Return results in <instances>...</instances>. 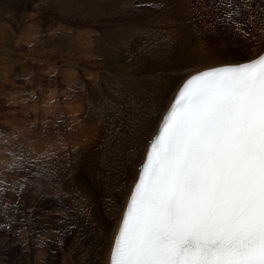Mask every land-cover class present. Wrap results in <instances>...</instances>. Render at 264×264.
Segmentation results:
<instances>
[{
	"label": "rangeland",
	"instance_id": "obj_1",
	"mask_svg": "<svg viewBox=\"0 0 264 264\" xmlns=\"http://www.w3.org/2000/svg\"><path fill=\"white\" fill-rule=\"evenodd\" d=\"M233 3L236 4L239 15L234 17V23L229 24L225 22V12L230 11V9L221 0H0V35L1 31H6L5 38L3 40L0 38V171L2 172H0V264H26L27 262L37 264L38 260L36 259H38L39 251L42 249L37 242H42L46 236L51 234L56 236V241H52L60 245L57 249L46 245L53 261L58 258L54 255V250L58 252L66 250L63 243L65 241V245H67L73 236L76 238L78 249H92L90 244L93 241L89 231L93 230L92 228L97 229L96 224L89 225L84 222V225H80L83 217L80 214L77 215L79 206L90 205L88 207L93 209L94 205L92 206V204L95 201L98 203L101 196L99 193H102L100 190L103 191L102 188L105 187L99 178L104 176L106 171L98 172L99 170H96L90 155H88V149H84L89 140L93 123L99 122L95 119L96 113L102 116L101 121L121 115L126 100L130 99L129 102H132V99L137 98L142 92L140 87L145 84V81L143 84V81L140 82L141 84L136 83L139 80L137 79L139 77L137 71L140 73L142 68H146L147 71L146 75L140 77H145L144 79L147 81L149 78L147 76L153 71L150 77L158 78L159 83L162 84L165 76L159 71L166 64L168 65L166 69L179 68L171 71L172 73L176 71L174 75L176 79L183 76L178 74V71H181L180 68L183 67H186L182 69L185 72L205 66L202 64L220 63L218 61H241L258 55L264 49V0H233ZM236 9H231V11ZM78 29L87 31V37L92 39L90 41L86 39L88 48L97 49L98 44L93 41L97 39L102 52L97 49V55L89 57L85 54V60L79 58V54L84 55V52H87L82 48L83 45L79 41L78 44L74 42L72 44L70 38H63L60 34ZM36 31H38V38L35 36L37 35ZM92 32L93 34L89 35ZM29 36L31 37L29 38ZM149 36L152 39H149ZM84 40L83 42H85ZM65 42L68 43L65 44ZM31 48L46 50L50 52L48 55L51 58H44V55L40 52H33ZM93 51L95 52V50ZM91 52L92 50H89L87 54ZM137 54L138 58H136ZM142 54L144 55L142 56ZM54 57L59 63L57 68L55 65H51L54 63ZM92 57L99 58L97 62L101 63L97 64L98 67L105 65V67L92 70V74L96 78L101 73L97 92H94L91 100L83 95L78 96L77 99L76 97L69 98L65 94L66 92H62L67 90L68 94L74 95L76 93L79 95L85 92L83 86H91L90 83L92 82L87 79L90 76L84 74L81 68H76L78 75L76 74L74 77L72 74L74 67L72 66L70 69L71 64L69 65L67 62L76 61L81 66H86L91 62ZM140 59L142 62L139 61ZM34 61L35 64H32ZM196 65L201 66L188 69V66L195 67ZM66 73L69 76H66ZM107 74L110 79L108 77L102 78ZM63 76L69 77V80L70 77L72 80L77 78L79 83H77L76 88H69L68 79ZM43 78L47 79L44 80ZM178 80H175L170 88L168 87V95ZM129 82L136 87L133 88L134 85H130ZM85 83L86 85H84ZM100 86H103L102 89ZM130 89L133 93L129 92ZM108 90L110 93L107 92ZM99 91L103 94L104 101H108L116 95L115 98L119 97L120 101L124 97L123 101L125 102L121 101L120 104H117V108L112 109V112L105 111V107L94 98ZM43 92L44 94H41ZM54 92L56 93L54 95L55 102L58 101L55 108L50 103L47 107V114L41 115L42 109L39 110V108L44 103V101L40 102L43 98L42 95L47 96ZM121 95L122 98L120 99ZM72 100L74 106L78 105L83 110L80 119L73 125L75 127L72 126L71 129V126H68L70 119L75 117L74 115H78L72 113L76 112V108H70V110L66 108L71 107L66 105V101ZM95 106L101 107L98 108V112H96ZM101 112L104 113V117ZM82 117L84 120H81ZM122 117L118 120L120 121ZM118 120L115 122L118 123ZM37 126H43L45 129L43 139L36 135ZM77 126L79 128L80 126L86 127L78 131ZM80 132L82 136L84 134V139ZM63 133L69 136H63ZM71 135L72 137H70ZM85 138H87L86 142ZM70 139L74 141L72 147L70 144L73 142ZM80 140L82 142L79 144L78 141ZM32 141L36 143H31ZM40 141L51 145L41 155V152L35 150ZM54 144H57L55 149L52 147L56 146ZM30 146L34 147L33 151L29 149ZM40 146L42 147L43 144ZM60 147L65 148L62 150L59 149ZM75 147L79 150V154L80 150L82 152L80 154L82 158L79 157L80 161L78 150H74ZM57 149L61 150L62 154H59ZM29 150L31 151L29 152ZM54 151L58 152L57 155L54 154ZM73 151L77 152L75 155L78 159L76 156L73 157L74 155L70 156L74 154ZM65 152L67 153L66 156L64 155ZM90 153L92 152L90 151ZM52 154L58 159H50L55 157L51 156ZM63 155L64 157H62ZM60 156L67 161H61L63 162L61 163L59 161V159L61 160ZM66 157H70L69 160ZM71 158H75V160L73 159V161ZM87 158L91 160L89 161ZM81 160L89 161V163L87 162V166H84L83 164L86 162ZM57 161H59L58 165L55 164ZM98 163L97 161V165L101 166ZM90 176L97 180V182L95 181L97 184L100 183L97 187ZM94 187L99 193L94 192ZM66 190L69 192L67 193ZM86 190L87 192H85ZM88 192L91 194H87ZM25 193L27 194L25 195ZM92 193L94 196H99H95V199L94 196H91ZM88 197L90 198L88 199ZM94 199L95 201H93ZM82 200L83 202H81ZM96 202L95 205H97ZM90 208L89 210H91ZM73 215L78 221L73 219ZM59 223L61 228L56 230L47 227L56 224L59 226ZM44 228H47L48 233L42 230ZM78 228L79 230H77ZM60 229H63L62 232ZM60 235L63 237L62 242ZM92 259L93 256L91 255L90 264H98L93 263Z\"/></svg>",
	"mask_w": 264,
	"mask_h": 264
},
{
	"label": "snow or ice",
	"instance_id": "obj_2",
	"mask_svg": "<svg viewBox=\"0 0 264 264\" xmlns=\"http://www.w3.org/2000/svg\"><path fill=\"white\" fill-rule=\"evenodd\" d=\"M221 2L234 23L236 4ZM108 262L264 264V54L195 70L178 85Z\"/></svg>",
	"mask_w": 264,
	"mask_h": 264
},
{
	"label": "bare ground",
	"instance_id": "obj_3",
	"mask_svg": "<svg viewBox=\"0 0 264 264\" xmlns=\"http://www.w3.org/2000/svg\"><path fill=\"white\" fill-rule=\"evenodd\" d=\"M98 12V11H97ZM9 27V26H7ZM33 31V30H31ZM35 31V29H34ZM92 31V30H91ZM90 31V32H91ZM144 31V30H143ZM147 31V30H146ZM38 31H36V34H37ZM59 32V31H58ZM137 33V32H136ZM149 33V32H148ZM147 33V34H148ZM5 34H6V31H1V35H0V38L1 40H3V38H5ZM31 34V33H30ZM34 34V33H33ZM60 34H62V37H68L71 39L70 42H73L78 44V41L83 45L82 48L87 51V52H84V55L83 54H79V58H81L82 60L86 59L85 57V54L86 56H93V55H97V52L96 51L97 49L99 51H101L100 49V45H99V41L96 39V40H93L95 42H97L98 44V48H88V46H86V39H90L87 37L88 35V32L87 31H81V30H73L72 32H61ZM93 32L89 35H92ZM132 34V33H131ZM145 34V33H144ZM146 34V35H147ZM41 35V34H40ZM137 35V34H136ZM150 35V33H149ZM37 36L38 38V34L35 35ZM50 36V35H49ZM60 36V35H59ZM133 36V35H132ZM145 36V35H144ZM28 37V36H27ZM31 36H29L30 38ZM93 37V36H92ZM146 37V36H145ZM148 37V35H147ZM152 37V36H151ZM62 38V39H63ZM94 38V37H93ZM33 39V37H32ZM35 39V38H34ZM40 39V37H39ZM55 39V38H54ZM83 39H85L83 42ZM133 39V38H132ZM149 39H152L150 38L149 36ZM28 40V39H26ZM51 40V39H50ZM60 40V39H59ZM32 41V40H31ZM34 41V40H33ZM36 41V40H35ZM61 41V40H60ZM63 41V40H62ZM66 41V40H65ZM117 41V40H115ZM28 42V41H27ZM30 42V40H29ZM37 42V41H36ZM69 42V43H70ZM114 42V41H113ZM56 43V42H55ZM68 43V42H65V44ZM79 43V44H80ZM89 43V42H88ZM127 43V42H126ZM150 43V42H149ZM30 44V43H29ZM58 44V43H57ZM63 44V43H62ZM113 44V43H112ZM71 45V44H70ZM111 45V44H110ZM126 45V44H125ZM68 46V45H67ZM96 46V45H95ZM111 48V46H109ZM92 48V49H91ZM32 49V48H31ZM81 49V48H80ZM33 52L35 53H38L40 52L42 55H44V58H51L48 54H50V52L46 51V50H40L39 48L36 49H32ZM40 50V51H39ZM89 50H92L91 53L87 54ZM95 50V52L93 51ZM263 50V49H262ZM261 50V51H262ZM77 51V50H76ZM143 51V50H142ZM80 52V51H79ZM102 52V51H101ZM100 52V53H101ZM141 54V53H140ZM26 55V54H25ZM24 55V56H25ZM31 55V54H30ZM36 55V54H35ZM55 55V54H54ZM99 55V54H98ZM100 55H103V54H100ZM144 54H142L143 56ZM138 58V54L136 55ZM140 56V55H139ZM141 56V57H142ZM146 56V55H145ZM34 57V56H32ZM71 57V56H70ZM73 57H74V54H73ZM87 57V58H89ZM116 57V56H115ZM130 57H131V54H130ZM255 57V56H254ZM30 58V57H29ZM40 58V57H39ZM55 58V57H54ZM93 59L91 60V62L86 65V66H81L80 63L76 62V61H69L67 63H69V66L70 69L72 68V66L74 67L73 69V76L75 77L76 74L78 75V73L76 72V68H81L83 71H84V74H87L89 75L90 77H88L87 79L91 80L92 83L91 86L89 85L88 83V87L87 86H83L85 87V92L82 93V94H79L77 95L76 93L74 95L72 94H68L67 90L62 92V93H65L66 95H68L69 98L71 97H77L83 95V96H86L87 99H90L94 92H97L98 88H99V82H100V79H101V73L98 75L99 77L96 78V76H93L92 74V70L96 69V68H102L103 65H100L99 67L97 66V64L99 65L101 62H97L99 61V58L98 57H92ZM143 58V57H142ZM171 58V57H170ZM169 58V59H170ZM36 59V58H35ZM61 59V58H60ZM90 59V58H89ZM37 60V59H36ZM41 60V59H40ZM43 60V59H42ZM137 60V59H136ZM142 59H140L139 61H141ZM147 61V59H145ZM248 60V59H247ZM39 61V60H38ZM67 61V60H65ZM241 61H245V60H241ZM241 61H226V62H220V63H212V64H209V65H205V66H202V67H199V68H196V69H193V70H186L185 72H183L184 70L182 69H185L186 67H183V68H180L181 71L179 70L178 71V74L179 75H183L181 76L180 78L177 77L176 79L174 78V75L176 73H172L171 71H174V70H178L179 68H176V69H166L168 67V65L166 64V66H163L162 70H158L159 73H161L162 75L165 76V79L163 80L162 84L159 83V79L156 78V77H150L152 74H153V71L149 74V77L148 80L146 81L144 78L145 77H140V76H144L146 75V68H142L141 72L139 73L137 71V74L139 75V77L137 79L138 82L136 83H139L141 84L140 82H142V84L144 83L145 81V84L140 87L142 89V92L141 94L135 98L133 95V99H132V102H129L130 99H127L126 102L123 101V99L121 101L125 102V108L121 111V115H119L118 117L114 118V117H109V119L107 120H103L101 121V118L102 116H100V114L98 115L96 113V120H98L99 122H92L93 125L90 129V134H89V140L88 142H86V139L85 138V142H86V147L89 151V154L91 159H89V161H93V165L96 167V170L98 172L102 171V170H105L106 173L104 176H102L101 178H99V180L101 181V183H103V185H105L103 189V191L100 190V192H102L101 194L99 192H97L98 190H94V192H97L99 193L100 196V199L98 201V203L95 201V196L93 195L92 193V197L94 196V200L97 205H95V202L94 204H92V206L94 205V207H92L93 209H91L90 205L88 206H84L82 205V207H78V215H82L83 219L82 221L80 222V225H84V222H86L87 224L89 225H93V224H96V227L97 229L95 228H92L91 226H88L89 228H92L93 230L89 231L90 232V237H91V240L93 241V243L90 244V247H92V249L90 250L89 248L87 249H78L77 247V242H76V238L73 236L71 240L68 241L67 245H65V241L63 243V245L66 247V250H63L61 252H58L56 250H54V255L58 258H55L54 261L52 259V256L48 250V247L46 246L47 244L52 246L53 249H57L60 245L58 243H56V236L54 234H51L49 236H46L45 239L42 240V242H37L38 245H40L42 247V249L39 251V255H38V260L37 261V264H90V257L91 255L93 256V259H92V262L93 263H98V264H109L108 262V258H109V253H110V247H111V244L114 240V236L117 232V229H118V225H119V221H120V218H121V214H122V210L123 208L125 207L126 205V200H127V197L128 195L130 194V189L131 187L133 186V180L134 178L138 175V165L139 163H141L143 160H144V153H145V149H146V145L149 143V139L150 137H152L158 130V123L161 121L166 109L169 107L170 103H171V100H172V97L174 96L175 92L177 91V87L178 85L181 84V82L190 74H192L195 70H202L204 68H208V67H212V66H216V65H221V64H226V63H233V62H241ZM49 62V61H48ZM64 62V61H63ZM104 62V61H103ZM118 62V61H117ZM37 63V62H36ZM39 63V62H38ZM46 63V61H45ZM52 63V62H51ZM84 63V62H83ZM32 64H35V61L34 63ZM50 64V63H49ZM59 63H57V59L55 58L54 60V63H52L51 65H55V67L57 68L59 65ZM104 64V63H103ZM132 64V63H130ZM148 64V62H147ZM170 64H173V63H170ZM25 65V64H24ZM30 65V64H29ZM38 65V64H37ZM135 65H137L135 63ZM149 65V64H148ZM165 65V63H164ZM174 65V64H173ZM177 65V64H176ZM28 66V65H27ZM39 66V65H38ZM107 66V65H106ZM132 66V65H131ZM26 67V66H25ZM52 67V66H51ZM50 67V68H51ZM66 67V66H65ZM105 67V65L103 66ZM108 67V66H107ZM149 67V66H148ZM147 67V68H148ZM40 68V66H39ZM54 68V67H53ZM109 68V67H108ZM131 68V67H130ZM133 69V68H132ZM136 69V68H135ZM161 69V67H160ZM98 70V69H97ZM51 71V70H50ZM60 71V70H59ZM78 71V70H77ZM99 71V70H98ZM136 71V70H135ZM67 72H70V70H67ZM100 72V71H99ZM104 72V71H103ZM145 72V73H143ZM65 73V72H64ZM62 73V74H64ZM72 74H71V77H72ZM106 74V73H105ZM136 74V73H135ZM66 76H69V74L67 75V73L65 74ZM46 76V75H45ZM114 76V75H113ZM57 77V75H56ZM60 77V76H59ZM62 77V76H61ZM64 78H67L65 76H63ZM70 77V80L68 79L67 82H68V87L71 88V89H75L76 88V85L77 83H79V80L77 78H74L73 80L71 79ZM95 77V79H94ZM103 77H108V74L107 75H104L102 76ZM109 78V77H108ZM113 78V77H112ZM111 78V79H112ZM179 78V80H178ZM44 79V78H43ZM47 79V78H45ZM44 79V80H45ZM58 79V78H57ZM110 79V78H109ZM128 79V78H127ZM142 79V80H141ZM147 79V78H146ZM121 80V79H120ZM132 81V79H130ZM129 80V81H130ZM175 80H178V82L176 83V85L174 86V88L170 91L169 95H168V87L170 88L173 84V82ZM41 81V80H40ZM105 81H106V78H105ZM115 81V80H114ZM130 81V82H131ZM102 82V81H101ZM129 82V83H130ZM42 83V82H41ZM58 83V81H57ZM109 83V82H108ZM115 83V82H114ZM121 83V82H120ZM43 84V83H42ZM98 84V85H97ZM106 84V83H105ZM104 84V85H105ZM132 83H130L131 85ZM58 85V84H57ZM86 85V83L84 84ZM109 85V84H107ZM113 85V84H112ZM116 85V84H115ZM128 85V84H127ZM134 85V84H132ZM44 87V85H41ZM138 86V84H137ZM103 87V86H100V88ZM109 87V86H108ZM118 87V85H117ZM125 87V86H124ZM124 87H121L124 89ZM130 87V86H128ZM132 87V86H131ZM136 87L135 85L133 86V88ZM46 88V87H45ZM114 88V86H113ZM127 88V87H126ZM81 89V88H80ZM102 89V88H101ZM106 89V88H105ZM115 89V88H114ZM139 89V88H138ZM43 90V89H42ZM49 90V89H48ZM131 90V89H130ZM50 91H53L50 89ZM111 91V90H110ZM116 91V90H115ZM117 91H118V88H117ZM141 91V90H140ZM139 91V92H140ZM108 93L109 90L107 91ZM130 93L132 92L129 91ZM36 93V92H35ZM59 93V92H58ZM113 93V91H112ZM120 93V92H119ZM122 93V92H121ZM133 93V92H132ZM138 93V92H137ZM41 94H44L41 93ZM56 93H51L49 95H42L43 98L40 102L44 101V103L42 104V106H40L39 110L42 109V112L40 113L41 115H44L47 114V107L49 106V104L51 103V105H53L55 108V95ZM98 95L94 98H96V101L101 105H103L105 107V111H109V112H112L111 110L112 109H115L117 108V104H120L121 101L119 100V97L118 98H115L116 95H112L114 98L108 100V101H104L103 100V94L99 91L97 93ZM136 94V93H134ZM139 94V93H138ZM63 95V94H62ZM106 95V94H105ZM123 95V94H122ZM122 95L120 96V99L122 98ZM126 95H128L126 93ZM37 96V95H36ZM39 96V94H38ZM64 96V95H63ZM130 96V94H129ZM137 96V94H136ZM85 97V98H86ZM131 97V96H130ZM129 97V98H130ZM38 98V97H37ZM39 99V98H38ZM36 99V100H38ZM67 99V98H66ZM65 100V99H64ZM70 100V99H69ZM85 100V99H84ZM91 100V99H90ZM120 101V102H119ZM39 102V103H40ZM37 103V101H36ZM54 103V104H53ZM91 103V102H90ZM89 103V104H90ZM165 103V105L163 106V104ZM41 104V103H40ZM74 101H66V105L67 106H71V107H66L70 110V108H76V112H72L73 114H78V115H74L75 117H71L70 119V123H69V127L71 126V129H72V126L75 125V123L78 122V119H80V115H81V111L83 109L80 108V106H74ZM84 104V103H83ZM92 104V103H91ZM94 106V104H92ZM91 105V106H92ZM95 105L97 106V103H95ZM95 106V107H96ZM39 107V106H37ZM122 107V106H121ZM52 108V109H53ZM87 108V107H86ZM99 108V107H98ZM98 108L96 107L95 109H97L96 112H98ZM101 108V107H100ZM99 108V109H100ZM123 108V107H122ZM72 110V109H71ZM87 110V109H86ZM103 110V109H102ZM101 110V111H102ZM38 111V110H36ZM54 111V110H53ZM40 112V111H39ZM92 113V111H91ZM103 113V112H101ZM106 113V112H105ZM94 114V113H92ZM40 115V116H41ZM103 117L105 116L104 113L102 114ZM158 115V116H157ZM83 117H85L84 115H82ZM107 116V115H106ZM123 116V117H122ZM82 117V118H83ZM108 117V116H107ZM122 117V119L119 121L118 119H120ZM92 118V117H91ZM68 120V119H67ZM81 120H84L81 119ZM118 120V123L115 122ZM86 121V119H85ZM84 121V122H85ZM88 121V120H87ZM83 122V123H84ZM37 124V123H36ZM85 124V123H84ZM79 125V123H78ZM82 125V124H81ZM68 127V128H69ZM75 127V126H73ZM86 127V126H85ZM84 127V128H85ZM37 131H36V135L39 137L41 136V139H43L44 137V132H45V129L43 126H37L36 127ZM78 128V131L81 129H84L82 128V126H80V128L77 126ZM70 130V129H69ZM77 130V129H76ZM75 130V131H76ZM40 131V132H38ZM66 131H67V128H66ZM65 131V132H66ZM74 131V130H73ZM73 131H70V132H73ZM89 131V130H88ZM68 132V134L70 133ZM87 132V131H86ZM78 133V132H76ZM75 133V134H76ZM64 135L63 136H67L65 135V133H63ZM67 134V133H66ZM73 134V133H72ZM81 136H82V133L80 132ZM70 135V134H69ZM68 135V136H69ZM79 135V134H78ZM77 135V136H78ZM87 135V134H85ZM36 136V137H37ZM67 136V137H68ZM74 136V134H73ZM76 136V135H75ZM80 136V137H81ZM37 137V138H38ZM72 137V135L70 136ZM79 137V139H81ZM84 134L82 136V138L84 139ZM74 138V137H73ZM78 138V137H77ZM72 139V138H71ZM73 143L70 144V147H72L71 145L74 144V141L71 140ZM78 139V140H79ZM69 140V139H68ZM34 141V140H33ZM31 142V143H36V142ZM75 141H76V137H75ZM66 142V141H65ZM69 142V141H68ZM67 142V143H68ZM77 142V141H76ZM79 142H82V140L78 141ZM38 143V142H37ZM43 144V146L41 147L40 145ZM48 143L47 142H44V141H40L39 144L36 146L35 150L36 151H39L40 155L42 154V152L48 148V146H51V145H47ZM63 144V143H62ZM80 144V143H79ZM34 145V144H33ZM53 145V144H52ZM56 145L55 147L52 146L54 149L57 147V144H54ZM60 145V144H59ZM58 145V147H59ZM64 145H66L64 143ZM63 145V146H64ZM69 145V144H68ZM76 145V144H75ZM82 145V144H81ZM29 146V145H28ZM35 146V145H34ZM74 146V145H73ZM83 146V145H82ZM77 147V146H76ZM75 149L74 148H71L72 150L74 149L75 151L78 150V149ZM34 147L30 146L29 149H33ZM52 148V149H53ZM65 148V147H63ZM63 148H59V149H62ZM78 148V147H77ZM81 148V147H79ZM53 149V150H54ZM68 149V148H67ZM70 149V150H71ZM83 149V148H82ZM83 149V150H84ZM29 150V152L31 151ZM58 150V149H57ZM56 150V151H57ZM69 150V151H70ZM82 150V151H83ZM33 151V150H32ZM66 151V150H65ZM74 152V154H71L70 156L72 157H75L78 152V158L80 157V154H82L81 150H80V154H79V150L77 152ZM90 151L92 153H90ZM55 152V151H54ZM59 154L61 153L62 154V151L58 150ZM58 152H55L54 154L57 155ZM85 152V150L83 151ZM72 153V152H71ZM51 154V153H50ZM66 152L64 153V155L66 156ZM64 155L62 157H64ZM51 156H55V155H51ZM42 158V157H41ZM43 158H45L43 156ZM61 158V156H60ZM67 158V157H66ZM70 158V157H68ZM67 158V159H68ZM77 156H76V159H78ZM82 158V155L81 157ZM80 158H79V161H80ZM52 160H56L58 159V157H52L50 158ZM49 159V160H50ZM72 160L75 158H71ZM98 159V160H97ZM26 160V159H25ZM66 160V159H65ZM63 160V158H61V160L59 159V161H65ZM69 160V159H68ZM73 160V161H74ZM55 163L58 165V162ZM67 161V160H66ZM71 161V160H70ZM82 161V160H81ZM89 161H87L89 163ZM97 161L99 162L98 164H100L101 166H98L97 165ZM53 162V161H52ZM51 162V163H52ZM55 162V161H54ZM53 162V163H54ZM77 162V160H76ZM76 162L75 165H76ZM82 162H86V161H82ZM85 163L83 164L84 166H87L88 163ZM63 163V162H61ZM60 163V164H61ZM66 163V162H65ZM64 163V164H65ZM79 163V162H78ZM81 163V162H80ZM79 163V164H80ZM73 165V166H75ZM82 165V166H83ZM79 166V165H78ZM78 166H76L78 168ZM81 166V167H82ZM87 168V167H86ZM79 169V168H78ZM83 169V168H82ZM94 169V168H93ZM92 169V172L94 173ZM84 170V169H83ZM82 170V171H83ZM86 171L88 169H85ZM1 172V171H0ZM80 172V171H79ZM2 173V172H1ZM86 172H84L85 174ZM88 173V172H87ZM102 174L104 172H101ZM96 174V172H95ZM87 175V174H85ZM99 175V174H98ZM80 176V175H79ZM91 177V176H90ZM88 178V177H87ZM92 178V177H91ZM90 179V178H89ZM81 180V179H79ZM91 180H94L93 178ZM97 180H94V185H97L100 184V183H96ZM79 182V181H78ZM83 182V180H82ZM90 183V182H89ZM91 185V184H90ZM93 185V184H92ZM79 187H81V185L79 184ZM93 187V186H92ZM99 187V186H98ZM89 190V189H88ZM67 191V190H66ZM69 191H67L68 193ZM87 192V190L85 191ZM91 192V191H90ZM27 193H25L26 195ZM87 194H91V193H87ZM85 195V194H84ZM98 195V196H99ZM87 196H90V195H87ZM96 196V197H98ZM27 197V196H26ZM25 198V197H24ZM85 198V197H84ZM90 197H88L89 199ZM85 200V199H84ZM83 202V200L81 201ZM85 202V201H84ZM82 204V203H81ZM85 204V203H84ZM23 205V204H22ZM79 205H80V202H79ZM89 208L91 210H89ZM73 209V208H72ZM73 211V210H72ZM71 212V211H69ZM76 212V211H74ZM76 212V213H77ZM75 213V215H76ZM70 214V213H69ZM73 214V212H72ZM68 216V214H67ZM70 216V215H69ZM72 216V215H71ZM74 216V215H73ZM65 217V216H64ZM80 218V217H79ZM69 219V218H68ZM76 221L77 218L74 216V218ZM59 220V219H58ZM63 223V222H61ZM38 224V223H37ZM41 225V223H40ZM57 225V224H56ZM56 225H51L49 228L51 229H58V228H61L60 226V223L58 224L59 226H56ZM111 226V227H110ZM66 227V226H65ZM43 228V227H42ZM45 233H48V230L47 228L45 229H42ZM63 229H60V231L62 232ZM79 230V228L77 229ZM60 232V234H61ZM32 236V235H31ZM61 236V235H60ZM52 240H55V241H52ZM63 240V237L61 236V242ZM24 242V241H23ZM36 243V242H35ZM36 244V245H37ZM35 245V244H34ZM62 245V244H61ZM10 247V246H9ZM20 247V246H19ZM38 247V246H37ZM36 248V246H35ZM9 249V248H8ZM11 249V248H10ZM9 249V250H10ZM39 250V249H38ZM12 252V251H11ZM38 253V252H37ZM34 259V260H35ZM8 261V260H7ZM31 261V260H30ZM11 262V260H10ZM14 262V261H13ZM12 262V263H13ZM34 262V261H33ZM32 262V263H33ZM8 263V262H7ZM15 263V262H14ZM11 264V263H9ZM26 264H29L28 262ZM31 264V263H30ZM35 264V263H34Z\"/></svg>",
	"mask_w": 264,
	"mask_h": 264
}]
</instances>
